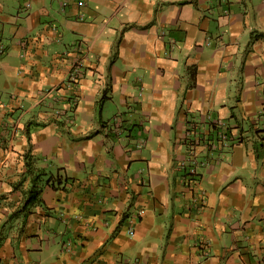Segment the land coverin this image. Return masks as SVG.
<instances>
[{"label": "crops", "instance_id": "obj_1", "mask_svg": "<svg viewBox=\"0 0 264 264\" xmlns=\"http://www.w3.org/2000/svg\"><path fill=\"white\" fill-rule=\"evenodd\" d=\"M0 264H264V0H0Z\"/></svg>", "mask_w": 264, "mask_h": 264}, {"label": "built area", "instance_id": "obj_2", "mask_svg": "<svg viewBox=\"0 0 264 264\" xmlns=\"http://www.w3.org/2000/svg\"><path fill=\"white\" fill-rule=\"evenodd\" d=\"M78 4L82 5L83 1H79ZM28 5H29V3H28ZM81 64H82L81 61H77L75 63V65L73 66L72 70H70L69 76H68V80H67L69 83H73V85H75L77 83L78 77H79V72H80V69H79L78 65H81ZM114 122H118V116H114ZM216 123L218 125H221V124L224 125V122L221 119H218V121H216ZM219 136L222 137V138H225L226 137V132H221ZM143 145H144V141L143 140H139L138 143H137V147H141ZM186 161H190L191 166H192L191 171L194 173L195 172V165L197 164L195 151H191L188 154L186 159L180 161V166L184 167L185 164H186ZM196 201H198V199ZM130 233H132L131 229H130Z\"/></svg>", "mask_w": 264, "mask_h": 264}, {"label": "rangeland", "instance_id": "obj_3", "mask_svg": "<svg viewBox=\"0 0 264 264\" xmlns=\"http://www.w3.org/2000/svg\"><path fill=\"white\" fill-rule=\"evenodd\" d=\"M110 125H114V121H113V119L111 120Z\"/></svg>", "mask_w": 264, "mask_h": 264}, {"label": "trees", "instance_id": "obj_4", "mask_svg": "<svg viewBox=\"0 0 264 264\" xmlns=\"http://www.w3.org/2000/svg\"><path fill=\"white\" fill-rule=\"evenodd\" d=\"M30 170V169H29Z\"/></svg>", "mask_w": 264, "mask_h": 264}]
</instances>
